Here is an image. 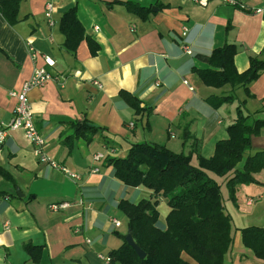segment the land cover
I'll use <instances>...</instances> for the list:
<instances>
[{
  "label": "crops",
  "instance_id": "1",
  "mask_svg": "<svg viewBox=\"0 0 264 264\" xmlns=\"http://www.w3.org/2000/svg\"><path fill=\"white\" fill-rule=\"evenodd\" d=\"M107 1L113 0H21L20 20L14 25L0 14V122L12 118L16 98L9 92L19 91L34 68L65 76L63 86L50 80L27 96L45 153L79 175L74 178L40 161L21 129L8 132L0 144V166L13 180L0 174V264H33L25 242L42 245L37 264H104L100 255L122 244L118 234L128 231L119 201L137 203L150 199L153 191L125 185L105 158L94 160L95 153L124 156L128 143L149 141L190 153L196 163L197 154L211 157L216 142L228 138L227 126L235 122L238 104L264 119V70L246 86L220 87L205 85L193 70L206 66L196 54H210L225 42L236 45L239 73L249 68L250 56L262 58L264 0H238L246 9L223 0H133L151 7L145 19ZM47 2L54 4V26L44 15ZM74 3L85 32L99 44L95 55L84 39L74 53L63 45L59 20ZM122 90L136 96L143 109L136 112L128 105ZM225 95H232V101L216 105L214 98ZM83 119L103 132L91 139L72 137L74 122ZM262 149L264 126L251 135L245 156ZM263 171L254 173L255 178ZM215 177L225 184V176ZM64 202L66 207H50ZM253 202L251 197L245 203ZM233 205L227 198L231 216ZM157 210L158 225L165 228L170 207L164 197ZM239 216L244 223L235 225L222 264H264V258L244 245L239 228L248 226V216ZM112 218L120 222L118 227Z\"/></svg>",
  "mask_w": 264,
  "mask_h": 264
},
{
  "label": "trees",
  "instance_id": "2",
  "mask_svg": "<svg viewBox=\"0 0 264 264\" xmlns=\"http://www.w3.org/2000/svg\"><path fill=\"white\" fill-rule=\"evenodd\" d=\"M20 2L0 0V14L10 25L20 20ZM116 3L124 5L142 19L151 9L133 0L107 1L108 5ZM58 26L64 35V47L72 53L83 39L87 41L92 55L99 50L96 40L85 32L75 3L62 13ZM230 26L228 23L225 29L228 30ZM236 49L235 44L225 42L213 48L210 54H196L195 57L206 66H193V70L208 86L220 87L226 83L246 86L264 70V47L263 57L250 56L249 68L242 73L237 71L234 64ZM121 96L136 112L143 109L140 108V100L130 92L122 90ZM214 99L215 104L219 105L232 101L233 96ZM236 112L235 122L227 126L228 138L216 142L211 157L197 154L196 163L192 161L190 153L176 152L164 144L149 141L128 143L124 156L105 157L106 163L113 168L114 177L125 185H144L153 191L150 199H141L137 203L121 199L118 203V208L127 218V231L146 252V256L139 258L126 243L125 234L120 233L122 244L107 254L110 264H222L224 254L232 245L236 227L232 225L231 215L222 197L221 184L215 176H225V185L233 199L238 184L258 183L254 173L264 169V149L245 156L251 135L259 133L264 119L253 117L242 108V104L237 105ZM103 130V127L83 119L74 122L72 137L91 139ZM243 159L242 167H237ZM0 174L13 180L2 166ZM161 197L170 207L165 228L158 225L157 204ZM239 230L244 245L251 248L256 257L264 258V226L248 225ZM23 249L33 264L39 262L42 245L25 242Z\"/></svg>",
  "mask_w": 264,
  "mask_h": 264
},
{
  "label": "built area",
  "instance_id": "3",
  "mask_svg": "<svg viewBox=\"0 0 264 264\" xmlns=\"http://www.w3.org/2000/svg\"><path fill=\"white\" fill-rule=\"evenodd\" d=\"M202 4H205L207 0H195ZM231 5L238 6L242 9H246V5L238 0H223ZM259 11V10H257ZM54 13V4L51 2H47L44 5V15L45 18L50 26H54L55 19L53 17ZM186 52H189V49L186 48ZM47 64H51V62L47 61ZM55 80L59 82L61 86L64 84L65 76L62 77L61 75L54 76L49 70H46L45 67H37L34 68L31 76L24 81L21 89L19 91H10L9 95L16 98V104L13 109L12 118L6 124L0 122V144H2L11 130L21 129L23 134L29 144L32 147V151L34 155L42 162L49 164L53 168H58L63 172L71 175L74 178H79V175L76 173L71 172L67 168L63 167L53 159H51L44 151L45 147V139L39 130L36 127L33 112L31 110V106L28 101V91L34 87H40L45 85L48 81ZM184 83L187 84V81L184 80ZM191 88V87H190ZM192 89V88H191ZM102 158H105L104 153L97 152L94 154V160L99 161ZM93 172L98 171L97 167L92 169ZM251 201V199H249ZM67 203H58V204H51L50 207L53 210L58 208L66 207ZM114 227H118L120 222L116 219L111 220ZM87 242L89 243L90 240L88 239ZM101 260L104 264H110V260L108 256L100 255Z\"/></svg>",
  "mask_w": 264,
  "mask_h": 264
},
{
  "label": "rangeland",
  "instance_id": "4",
  "mask_svg": "<svg viewBox=\"0 0 264 264\" xmlns=\"http://www.w3.org/2000/svg\"><path fill=\"white\" fill-rule=\"evenodd\" d=\"M256 178H260L258 183H247L238 186L235 191V198L233 199L230 198L229 190L226 185L222 184V180L217 179L221 184V193L224 203L227 198L232 201V205L234 203L233 209L235 210V216H231L233 217L232 225L234 227H236L235 225L237 224L244 223L242 220L243 218H240L239 215L248 216L245 222L247 224L245 225L264 226V171L260 172ZM259 196L262 197L259 198ZM251 197H253L254 202L250 206H247L245 202ZM125 222H127V219Z\"/></svg>",
  "mask_w": 264,
  "mask_h": 264
},
{
  "label": "water",
  "instance_id": "5",
  "mask_svg": "<svg viewBox=\"0 0 264 264\" xmlns=\"http://www.w3.org/2000/svg\"><path fill=\"white\" fill-rule=\"evenodd\" d=\"M154 9L156 10L157 8L155 6H152V10ZM15 190L18 195L22 196V193L20 192V189L18 186H16ZM124 238H125L126 243L130 247L133 248V250L135 251V253L137 254L139 258H144L146 256V252L135 242L130 232H127Z\"/></svg>",
  "mask_w": 264,
  "mask_h": 264
}]
</instances>
